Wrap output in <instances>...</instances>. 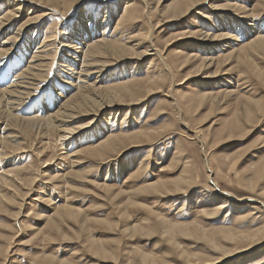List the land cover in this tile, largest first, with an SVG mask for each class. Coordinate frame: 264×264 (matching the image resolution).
I'll use <instances>...</instances> for the list:
<instances>
[{
    "label": "rangeland",
    "instance_id": "rangeland-1",
    "mask_svg": "<svg viewBox=\"0 0 264 264\" xmlns=\"http://www.w3.org/2000/svg\"><path fill=\"white\" fill-rule=\"evenodd\" d=\"M125 1L128 2L130 0H107L105 5L106 1L97 4L92 0H83V9L79 14L77 12L76 15H73L75 2L66 20L59 16L60 11L58 9L63 10L61 1H55L59 4L51 3L47 8L55 9V11L51 12L46 9L47 12H51L52 17L48 16L45 20L42 18V20L37 21V24L41 26L37 36H35L34 31L30 30L29 34L16 45L17 47L12 52L0 59V85L11 86L14 83L21 70L23 71L26 66L24 64L26 61L24 60H27L29 55L31 56V51L34 50L32 47L35 45L31 47L32 42L36 43L39 41L40 44L46 37L45 31L51 26L56 29L57 42H62L61 45L65 44L66 41L73 42L72 40H74V44L77 42L78 46L85 44L87 47L90 43L86 41L89 36L85 32L94 36L96 31L100 34L99 29L105 26L107 29L105 28L104 37L108 38L112 32L116 33L112 28L115 26L114 21L117 17L112 16L117 14L120 4ZM175 1L162 0L159 5L156 0H146V5L140 2V10L143 11L142 17L135 24L133 22L136 20L133 21L132 24L134 25H127L123 36V39L132 37L133 41H143L141 35L144 34L146 40L148 37L152 45H155L154 47L161 46L157 49L163 52V59L166 65L168 64L167 68L173 67L174 63L180 64L181 61H185L183 57L187 54L190 56L194 55L196 56L195 58L199 59L194 60L191 58L185 64L186 66L177 72L172 68L173 73L167 74V70L164 68L163 73L166 74V81L162 90L163 93L154 95V99L151 98L152 100L145 101L140 106L132 109L125 106L119 111L113 110L111 113L109 111L97 117L96 121L89 127L85 126L82 129L80 128V130L78 129L80 124L77 122L80 120H76L71 125V128L75 129L74 133H69V137L67 135L66 141L70 143L66 149L57 141V138L54 139L53 135H49L51 140L45 132H38L36 127L34 128V122H32L37 120H24L21 122L22 125H16V122L13 124L15 128L9 127V133L17 134L16 144L21 145L22 149L26 150L21 152V155L14 157V163L17 164L13 167L18 166L27 169L21 174L23 176L22 179L31 180L33 177L36 178V176L37 178L32 187L30 197H28L30 200L26 199L21 210H18L19 207L14 205L0 207V264H66L65 262L67 264H155L156 258L159 260L156 264L158 262L161 264L162 261L164 264H182L183 260L181 259L186 255L193 258L197 256L209 259L218 258L219 256L216 255L218 253L214 250L215 245L209 242V239L213 238L219 246H222L223 243V246L229 247V244L224 243L222 238L224 231L232 234L250 233L264 227V198L260 197L261 192H264V166L259 167L262 162L264 164V50L248 48L246 46L248 38H245V32L251 30V27L254 30L251 32L252 34L250 33V38H253L256 31H264V2H262L264 0H233L234 2L227 0L229 4H236L238 8L247 11L245 12L247 16L250 15L248 18L243 19L245 24L238 23L239 29L237 28L234 32L228 33V35L231 34L230 36H233L232 39H236V41H232L234 47L231 50L230 57L223 59L225 64H222L224 66L218 71L219 73L216 72V67L203 72V74L212 75L215 71L217 75L215 78L201 80L198 77H193L184 82V84L180 83L187 73L197 66L196 64L200 62V57H203L201 55L203 53L201 51L188 52L189 47L186 49L181 47V44L192 46L195 44L193 39L183 40L178 45L168 48V51L164 48L165 43L171 40L172 37L184 32L208 31L210 35L216 34L218 31L215 32L214 29H217L220 24L211 13V9L215 5L223 4L225 0H222V3L220 0H206V3L204 2L202 6L184 17L181 20L182 22L162 25L155 29L156 20L159 18L158 11L165 6L172 5ZM109 3L110 5H108ZM54 4H56V7H53L55 6ZM157 5L158 9H155ZM256 6L257 10L254 8ZM32 7L30 5L27 7L28 9L22 10L24 16L18 15L20 19L17 20H25L26 13ZM5 9L3 7L2 10L4 11ZM237 11L241 12L242 10ZM82 13L85 14L86 29L80 30L78 34L75 32L79 25V19L83 18ZM36 14L33 16H36ZM77 15L81 17L76 19ZM111 18L112 21H109ZM103 21L106 24L109 22V25L100 26ZM237 22L241 21L237 19ZM15 28L13 27L9 31L10 33L0 37V42L2 43L4 39L11 36L15 32ZM149 31L152 34H148ZM41 33L43 34L41 35ZM136 34L139 35L137 36ZM76 35L80 38L78 39ZM65 36L66 40H64ZM136 36L137 38H135ZM118 37L119 35H117ZM229 42V40L221 39L215 41L214 44L217 43L221 45L220 48H223ZM136 43L139 42L137 41ZM1 46L2 44H0ZM136 47L138 51L143 50L142 44ZM139 47H142V50ZM240 48L245 49V51ZM57 49L59 50H57L56 60L48 70L47 78L44 79L47 82H41L40 89L37 88L38 91H36L35 96L29 99L25 106L17 108V116L19 113L18 117L21 119L37 116L40 118L41 112L44 114L45 111L46 113L55 111L61 104H57V92H63L64 97L69 95L74 88L67 87L64 84L65 82H63L68 80L72 74V72H66V70L62 69L64 65L71 62L63 58V53L66 49H62L61 46H57ZM82 50L84 51L85 48H82ZM219 51L216 54L218 58L220 54H223L222 52L219 53ZM20 57H22L23 62ZM237 57H245L246 61L240 63L237 61ZM16 58L18 59L16 60ZM150 60L153 62L152 66H148ZM168 60L171 62H168ZM9 63H11L10 67L8 66ZM81 63L80 57L74 60L75 66L72 65L69 68L77 73ZM171 63H173V66H171ZM140 64L138 66L139 62L136 60H127L112 66V75L115 76L116 82L110 80L107 83L114 84L113 82H115L117 84L131 79L134 81L145 79L147 73L151 72L153 68L157 71L162 69L161 60L159 61L158 58L154 59L152 56H149ZM78 65L79 67H76ZM7 69L11 70L8 71ZM62 71H65L67 75L61 74ZM120 71L123 73L121 74ZM16 74L18 75L16 76ZM60 76H63L64 79L61 80ZM208 77L211 76L208 75ZM99 78L103 79V76ZM76 82H74V85L78 87L80 83L77 80ZM171 84H174L170 88L172 96L169 99H164L162 94L166 93ZM202 85L205 87L201 88L200 86ZM197 91L203 94L212 93L211 95L215 97L214 99H204L202 103H199L197 100H193V95ZM179 93L186 96L180 101L181 108L177 110L172 105V100H176ZM216 93H218V96L215 95ZM48 101L53 103L49 105ZM254 102H256L257 108ZM160 104H162L161 107ZM158 106L161 109H158ZM245 110H251L254 115L247 122L244 120L245 115L243 112ZM235 120H239L240 125L235 131H231L234 129L231 125L234 124ZM0 121L1 130L5 126V122H3L4 119ZM25 122H32L33 124L31 123V126ZM141 129H147L146 131L149 132H155L156 129L157 131L160 129L163 133L157 140L144 145V147L133 149L121 158L115 159L116 157L113 153L108 154L107 156H111L110 159H114V161L105 165L101 163L103 161L90 159L87 156L88 154L84 153L86 148L90 149L91 145V147L97 145L99 140L104 139L103 136L105 135L113 134L118 136L120 134V136H128L131 132L133 134L139 133ZM102 132H104V135ZM193 132H199V137H196L197 135L195 136ZM94 141L96 142L94 143ZM20 142L23 144H20ZM74 151H79L81 158L78 157L76 160H74L75 158H70L71 153H74ZM6 154L7 152L3 156H6ZM85 157L88 158L85 159ZM50 161L51 164L49 163ZM76 161H83V164L77 170L79 169L82 173H88L85 179H73V170H76L77 166ZM186 161L192 165V175L189 174L192 182L186 192L161 194L156 192L143 193L140 191L143 186L158 180L170 182L177 178L181 171L185 172L183 169ZM3 164L0 162V174L4 173L6 168L9 170L12 167L8 164ZM256 171L259 172V175L258 173L256 175L258 179L254 178V174H256L254 172ZM43 172L44 175L42 174V176L46 174V177L53 176L51 180L53 182L40 178L39 175ZM133 172H137V175L133 176ZM37 173L39 174L35 175ZM252 179L258 181L253 191L254 193L242 186L249 184ZM248 180L250 181L249 183ZM104 189L105 191H103ZM221 193L230 194L232 196L230 199L232 200L225 205L224 210L214 211L215 206L213 207V205L215 203L213 202V197L217 198L218 196L215 202L220 206V200L225 195ZM210 194L212 195L211 198L209 197ZM239 200L242 201L237 204ZM236 205H239V208ZM66 206L79 209L81 215L60 219V211L58 210ZM49 217L51 221L56 222V228H53L55 231H51V228L48 230V227H46ZM193 226L198 228L197 233L194 235L184 237L176 235L175 232L173 237H169L170 231H176L179 228H193ZM136 229L139 231H135ZM219 231L223 232L220 233ZM95 247L102 249L107 255L94 254L95 251L93 250L96 249ZM261 247H253L237 260L228 263L264 264V246ZM146 258L151 260L147 261Z\"/></svg>",
    "mask_w": 264,
    "mask_h": 264
},
{
    "label": "bare ground",
    "instance_id": "bare-ground-1",
    "mask_svg": "<svg viewBox=\"0 0 264 264\" xmlns=\"http://www.w3.org/2000/svg\"><path fill=\"white\" fill-rule=\"evenodd\" d=\"M55 1H59V2L61 1V5L63 4L62 5L63 10L62 9H58V10L60 11L59 12L60 18H62L64 20H66L68 15H70L68 13L71 11V7L75 2L76 3L73 6L74 10L72 12L73 15H76L77 12H78L77 14H79V12L84 7L83 6V0H0V37H2L3 35H7L8 33H10L9 31H11L13 29V27H16L14 30L15 32H13L11 36L4 39V41H2V43L0 42V44H2V46L0 47V59L3 56L8 55L10 52H12L17 47L16 45L18 43H20V41L25 36H27L29 34L30 30L34 31L36 34L35 36H37V33H39L38 31L41 30V26L37 24V21L42 20V18L45 20V18L52 15L50 13L54 12L55 9H51V8L48 9L47 7L53 2L56 3ZM92 1L96 2L97 4H100V3H103L106 1L104 3V5L107 3V0H92ZM156 1L158 2L157 3L158 5L160 4V2H162V0H156ZM205 1L206 0H176L172 5L163 7L160 11H158V14H159L158 17L159 18L156 20L155 29L158 28L159 26H162V25L182 22L181 20L184 17H186L190 12L192 13L193 11H195L198 7L202 6ZM221 1L222 0H220V2ZM228 1H233V0H228ZM140 2L145 4L146 0L145 1H143V0H130L128 2L127 1L122 2V4H120L119 11L118 12L116 11L117 14H115L113 12V14H115V16L113 15L112 17H117V18L116 19L114 18L115 19V21H114L115 26L112 29L114 31H116V33L112 32L110 37H108V38L104 37V34L106 32V29H107L106 26L99 29V32H101L100 34L98 33V31H96V34L94 36H91L90 34L88 35V32H85L87 34V36H89L86 41H88L90 43V45H88L87 47L85 46V44L83 46H78L77 42H76V44H74L73 43L74 40H72L73 42L66 41L65 44L61 45L62 42H57L56 29H53L54 26L53 27L51 26V28H49L48 30L45 31L46 37L42 40V42L40 44H39V41L36 43L34 41L32 42L31 47H32V45H35L34 47H32V48H34V50L31 51V56L29 55V58H27V60H24V61H26V62H24V64L26 66L24 67L23 71L21 70L19 76L14 81V83L12 85L10 84L11 86H9V85L1 86L0 85L1 86L0 87V120L4 119L3 122H5V126H3L0 130V146H1L0 149H2L1 150L2 153H0V162H1V164L4 163V164H8L9 166H12L11 167L12 169L8 168L9 170H7V168H6L7 171L5 170L4 173L0 174V207L1 208H2V206L4 207V205L9 206V207L14 205V206L19 207L18 210H21L25 204L26 199L28 197H30L32 187L34 186V183L36 182L35 180L37 178V176H36V178L33 177L31 180H27V178L26 179L24 178L25 180H27V181H25L24 179H22L23 176H21V174L23 172L27 171V169H25L24 167H18V166L13 167L14 165L16 166V164H17V163L16 164L14 163V161H15L14 157L19 155L21 152L26 151V150L22 149L21 145L16 144L15 141L17 140V136H16L17 134L15 135V134H13V132L9 133V131H10L9 127H14V125H13L14 123L17 122L16 125H18V124H21V122L24 120L25 121L37 120V121H32L35 124L34 128L36 127L38 132L39 131H41V133L45 132V134L49 138H50L49 135H51V136L53 135L54 139L57 138V141L62 146H64L66 149L70 143V142L68 143L66 141L67 135L69 137V133H72V134L74 133L75 129L71 128V125L74 124L76 120H80V121H77L80 124V127L78 128L80 130V128L82 129V127H85V126L89 127V125H92L96 121L95 119H97V117L102 116L109 111H110V113L113 110L119 111L120 109H123L125 106L129 107L131 109L136 107V106H140L141 103H144L145 101H149L151 98H153L154 95H156L158 93H160V94L163 93L162 90L165 86V81H166L165 80L166 74L163 73L164 68H165V70H167V74L173 73L172 68L175 69L176 72L180 71L181 69H183L186 66L185 64L187 62H189L191 60V58L194 60H199V59L195 58L196 56H194V55L190 56L189 54H187V55H184V57H183L185 59V61H181L180 64L174 63V66H173V63H171L172 64L171 66H173V67L167 68L168 64L166 65V63L163 59V55H162L163 52L159 51L157 49L161 46H159L157 48L154 47L155 45L154 46L152 45V43L150 42V40L148 39L147 36H146L147 37V40H146L144 34L142 33L143 31L141 32V34H143V35H141V37H143V41L137 40L139 43H136L137 41H133L132 37H130L128 39L125 38L126 40L123 39V36L125 35V32H126L127 25H131L132 22L136 20L135 22H133L135 24L142 17L143 11L140 10V7H139L141 4ZM215 2H217V1H215ZM220 2H218V3H220ZM262 2H264V1H262ZM56 4H54L55 6H53V7H56ZM30 5H32L33 7L29 10L28 13H26V16H25L26 19L23 21L17 20V19H20V17H18V15L24 16V12H22V10L28 9L27 7ZM108 5H110V3ZM158 5L155 9H158ZM259 5H258V7H259ZM2 6L4 8H6L4 11L2 10L3 9ZM115 6H117V4H115ZM57 8H58V6H57ZM254 8L256 9L257 6ZM46 9L48 11H51V12H47ZM260 9H262V8H260ZM111 10H113V9H111ZM117 10H118V8H117ZM237 10H242V11L238 12ZM245 12H247V11H244L242 8H238L236 6V4H229L227 2V0H225L223 4H218L217 6L215 5V7H213L211 9V13L214 15L217 22H219V24H220V26L217 29H214L215 32L218 31L216 34L214 33V35H210L209 34L210 32H208V31L207 32H184V33L178 34L176 36L173 35L174 37H172L171 40L167 41L165 43V46L162 45V46H164V48H166V51H168V48H172L176 44L178 45L179 42H182L183 40L193 39V40H195V44H193L192 46L181 44V47L184 49L189 47L188 52L201 51L203 53V54H201V55H203V57L202 56L200 57V62L198 64H196L197 66L192 68L189 71V73H187L186 77L183 79V81L180 84H184V82H187L188 80H190V78H193V77H198L201 80H211L210 78L213 79L217 76L215 73L220 71L221 67L224 66L222 64H225V63H223L224 62L223 59H226V58L230 57V55H231V50L234 47L232 41H236V39L235 40L232 39L233 36H230L231 34L228 35V33L234 32L235 29H237V28L239 29L238 23L245 24L243 19H246V18H248V16H250V15L247 16ZM36 13H39V14H36ZM34 14H36V16H33ZM82 16H83L82 19L80 18L81 16H79V15H77V18H76V19L80 18L78 28L75 32L78 34H79L80 30L82 31V30L86 29L85 28L86 23L84 22L85 14L82 13ZM147 18L150 20L149 17H147ZM237 19H239L241 22H237ZM207 20H209V19H207ZM87 21L89 22V20H87ZM109 21H112V18ZM104 24H106L105 21H103V23L101 22L100 26H103ZM134 24H132V25H134ZM52 25H54V24H52ZM106 25H109V22H107ZM150 29H151V27H150ZM250 29L251 30L245 32V34H246L245 38H248L246 46L248 48H251V49H263L264 50V36H263L264 31L263 32L256 31L255 34L253 35V38H250L249 35L254 30L252 27ZM243 30H244V28H243ZM42 34L43 33H41V35ZM97 34H99V35H97ZM148 34H152V33L149 31ZM117 35H119L118 38H117ZM137 36L135 38H137ZM76 37H78V39L80 38L77 35H76ZM97 38H99V39H97ZM221 39H226V40H229L230 42L227 43L223 48H220L221 45H219L217 43L214 44V42L217 40H221ZM64 40H66V36H65ZM21 44H23V43H21ZM139 44L143 45V50H142V47H139V48H141L142 51H138V49L136 47ZM71 45H73V46H71ZM57 46H59V47L61 46L62 49H64V48L66 49V51H64V53H63V58L71 61V62H68L67 65H64L62 67V69L66 70V72H72L71 75L69 74L70 77L68 78V80H65L63 82H65L64 84H66L67 87H71V88L74 87V88L69 93V95H66L64 97H63V92H61V91L57 92V97H56L58 99L57 104H60V103L61 104L59 106L57 105L58 107L56 108L55 111L49 112V113H46V111H45L44 114H42L43 112H41L40 118H38V116H37V117H30L29 119L27 117H26V119L25 118L21 119L20 117H18L20 115L19 113L17 116V113H16L17 108L22 107L23 105L25 106L26 102H28L29 99H32L35 96L36 91H38L37 88L40 89V85H41L40 83L46 81V80H44L45 78H47L46 74H47L48 70L51 68L52 63L56 60L57 50H59V49H57ZM246 46H244V47H246ZM82 48H85V50L83 51ZM240 49L242 50L243 48H240ZM243 50L245 51V49H243ZM218 51H219V53L220 52L223 53L222 55L221 54L219 55V58H218V55H216L218 53ZM258 51H257V53H258ZM82 53H83V55H82ZM25 54H27V53L25 52ZM246 54H244V55H246ZM25 56H28V55H25ZM149 56H152V58H154V59L158 58L159 61L161 60L162 69H159L157 71L153 68L151 72L147 71L148 73H147V76L145 79H140L137 81H134L131 79L129 81H124V82L115 84L116 79H115V76L112 75V72H113L111 70L112 66H115L118 63H120L122 61H127V60H136L137 62H139L138 66H140L141 65L140 63L144 62L145 59H147ZM238 56H239V54H238ZM10 57H12V56L10 55ZM80 57H81L82 63H81L80 67H79V65L76 66V67H79V70L77 73H75L69 67L72 65L75 66L74 60L78 59ZM20 58L22 59V57H20ZM20 58H19V60H20ZM17 59L18 58H16V60ZM236 59L240 63H243L246 61L245 57H240V58L237 57ZM9 60H10V58H9ZM22 62H23V59H22ZM168 62H171V61L168 60ZM11 63H9L8 66ZM14 63H16V62H14ZM152 63L153 62L150 60L148 63V66H152L151 65ZM58 65H60V64H58ZM212 67H216V69H217L216 72L214 71L212 73L213 76L211 74H203V72L208 71V69H210ZM9 70H11V69H9ZM109 70H111V71H109ZM136 71H138V70H136ZM5 72H7V71H5ZM66 72L62 71L61 74L67 75ZM122 73L123 72H121V74ZM17 75L18 74H16V76ZM96 75H98V76H96ZM119 75H120V73H119ZM208 75H210L211 77H208ZM101 76H103V79L99 78ZM0 79H1V73H0ZM60 79L62 80V79H64V77L60 76ZM76 80L80 83L78 87H77V85H74V82H76ZM110 80L111 81L114 80L115 81V82H113L114 84H112V83H111L112 85L108 84L107 81L109 82ZM76 84H77V82H76ZM171 86L173 87L174 84H171L168 87V90L166 91V93L162 94L164 99L165 98H168V99L171 98V96H172V94L170 93V88H172ZM200 87L203 88L205 86L202 85ZM207 87H209V86H207ZM211 94H209V93L203 94L200 91H197L193 95V100H197L199 103H202V101L204 99H207V98L214 99L215 96H213ZM217 94L218 93H216L215 95H217ZM185 96L186 95H183V94L181 95L179 93L177 96V99L175 98L177 101L172 100L173 101L172 105L175 106V109L179 110L181 108L180 107V101H182ZM163 97H162V99H163ZM62 100H63V102H62ZM187 100H188V98H187ZM48 102H49V105H51L53 103L52 101H48ZM160 102L162 103V101H160ZM126 104H129V105H126ZM255 104H256V102H254V105ZM163 105H165V104H163ZM161 106H162V104H160V107ZM160 107L158 106V109ZM255 107L257 108V105H255ZM43 108H45V107H43ZM162 108H164V107H162ZM243 114L245 115L244 120L246 122L254 117L253 113H251V110L250 111L245 110L243 112ZM91 118H93V119H91ZM32 122H30V123L25 122V123L28 125H31ZM81 123H83V124L81 125ZM239 125H240L239 120H235L234 124L231 125L232 127H234V129H232L231 131H235ZM16 127H19V126H16ZM146 130L147 129H141V130H139V133H135V134H133L131 132L132 135L131 134L128 135V133H127L128 136H120V134L118 136H116V135L114 136L113 134H110V135L103 136L104 139H102V136H101L102 140L101 141L99 140L97 145H94L93 147H91L92 146L91 145L90 149L86 148V151L84 153L88 154L87 156L90 159L103 161L101 163H103V165H105L111 161H114V159H110L111 156H107L108 154L113 153V155H115V157H116L115 159L121 158V157L125 156L127 152L132 151L133 149H136V148L144 147V145L157 140L161 136V134L163 133V131H160V129H158V131L156 129L155 132H153V131L149 132ZM14 131H16V130L14 129ZM102 133L104 135V132H102ZM102 133H100V134H102ZM198 133L199 132H193V134L195 136L197 135L196 137H199ZM95 142L96 141H94V143ZM21 143L22 142H20V144ZM28 149H27V151H28ZM180 150H182V149H180ZM180 150H179V153H180ZM5 152H7V154H6V156H3V154ZM80 154L81 153L79 151H74V153L73 152L71 153L70 158H75L74 160H76L78 157L81 158V156H79ZM180 155H182V154H180ZM87 158L85 157V159H87ZM51 161L54 162L53 160H51ZM51 161L49 162L50 164H51ZM82 162L76 161V165H77L76 168L74 167L75 165L73 166L76 169V170H73V175H74V176H72V177H74L73 179H80V180L85 179L86 175L88 174L86 172L82 173V171H80L79 169L77 170V168H79V166L83 164ZM260 162H262V161H260ZM263 166H264V164L262 162V165L259 167H263ZM99 167H100V165H99ZM259 167H257V168H259ZM33 168H35V167H33ZM141 168H143V167H141ZM30 170H31V168H30ZM41 171H43V170H41ZM183 171H185V172L181 171L180 175L170 182H166L165 180H158L156 182H153V183H150V184L143 186V188H140L141 189L140 191L143 193H145V192H153V193L156 192V193H161V194L172 193V192L181 193L183 191L186 192V190L190 187V184L192 182L191 181L192 179L189 175V174L192 175V173H191L192 165L188 164V161H186L184 163ZM137 172H133L132 175L133 176L137 175ZM254 173H256V174H254L255 175L254 178H256V175H257V173L259 175V172L256 171ZM38 174L39 173H37L35 175H38ZM42 174L44 175V172L41 173V175H39L40 178H42L43 180L48 179L50 182H53V181H51L53 179V176L52 177H50V176L46 177L47 174L45 176H42ZM71 175H69V176H71ZM39 176H38V178H39ZM256 179H258V178H256ZM256 179H252L251 182L248 180V183L249 182L250 183L247 185L244 184L242 186L245 187L250 192H253L254 189L256 188L255 187L256 183L258 182ZM259 181H260V177H259ZM246 182H243V183H246ZM44 184H46V183H44ZM101 186H103V185H101ZM100 189H102V188H100ZM103 191H105V189ZM221 194H225V193H221ZM209 197L211 198L212 195L210 194ZM231 197L232 196H230V194H228V195L225 194L224 198H222L220 200V202H221L220 206H218V203L215 202L216 199H218V196H217V198L213 197V200H214L213 202L215 203V205H213V207L215 206L214 211H217V210H220L223 208L225 209V207H226L225 205L228 202H230V200H232V199H230ZM260 197L264 198V192H261ZM245 200H247V199H245ZM241 201L242 200H239L238 202L237 201L236 202H237V204H239V203H241ZM220 202H219V204H220ZM231 203H233V202H231ZM236 207L239 208V205H236ZM55 211H57V210H55ZM58 211H60L59 218L62 220L65 218H72V217L81 215L79 209H74V208L67 207V206L59 209ZM254 215H255V213H254ZM260 216H262V215H260ZM9 217H10V215H9ZM19 217H20V215H19ZM14 219H15V217H14ZM192 224H190V225H192ZM19 226H20V224H19ZM46 227H48V230H49V228H51L50 230L52 231V230H54L53 228H56V222L51 221V219L49 217ZM181 227H182V225H181ZM189 228H179L176 231H170L169 237H173L175 232H176V235H181L184 237L185 236L189 237V236L197 233V230H198L197 226H193V228H190V229ZM174 229H172V230H174ZM15 231H16V228H15ZM135 231L138 232L139 230L136 229ZM222 232H220V233H222ZM200 233H202V232H200ZM222 235H220V236H222V238L224 239V243L229 244V247L223 246V243H222V246H219L218 243H215L213 238L209 239V242H211L215 245L214 250H216V252L218 254H216L215 252L214 253L217 256H219L218 258L209 259V258H204V257H200V256L193 258V257H188L186 255L185 257H183V259H181V260H183L182 264H229L228 262H231L233 260H237L242 254H245L251 248H253V247L262 248L261 246H264V227L258 228L257 230H254L250 233H248V232L243 233L242 232V233H238V234H236V233L232 234V233H229V232L227 233L226 231H224L222 233ZM14 237H17V236H14ZM8 239L10 240L9 237H8ZM93 251H95L94 254H96V255H103V256L107 255V253H104V251L102 249H99V248L98 249L96 248ZM177 255H179V253H177ZM216 255H214V256H216ZM1 256H3V255H1ZM146 260H147V258H146ZM150 260H147V261H150ZM155 260H156V262L159 261V260H157V258ZM156 262H154V263L156 264ZM162 262H161V264H164ZM65 263L67 264V262H65ZM158 264H160V262H158Z\"/></svg>",
    "mask_w": 264,
    "mask_h": 264
}]
</instances>
